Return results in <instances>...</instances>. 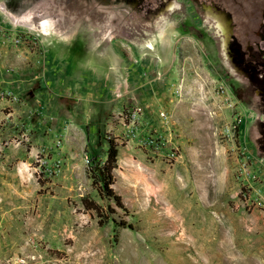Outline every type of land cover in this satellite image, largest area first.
Segmentation results:
<instances>
[{
  "label": "rangeland",
  "instance_id": "1",
  "mask_svg": "<svg viewBox=\"0 0 264 264\" xmlns=\"http://www.w3.org/2000/svg\"><path fill=\"white\" fill-rule=\"evenodd\" d=\"M159 3L0 0V264H264L262 97Z\"/></svg>",
  "mask_w": 264,
  "mask_h": 264
},
{
  "label": "flooded vegetation",
  "instance_id": "2",
  "mask_svg": "<svg viewBox=\"0 0 264 264\" xmlns=\"http://www.w3.org/2000/svg\"><path fill=\"white\" fill-rule=\"evenodd\" d=\"M188 2L204 15L205 36L214 50L218 45V54L228 71L233 72L234 79L245 87H253L255 96L262 97L264 121V0ZM170 3L171 0H160L158 6L163 8ZM209 28L213 32L210 33ZM215 53L217 55L216 50Z\"/></svg>",
  "mask_w": 264,
  "mask_h": 264
},
{
  "label": "trees",
  "instance_id": "3",
  "mask_svg": "<svg viewBox=\"0 0 264 264\" xmlns=\"http://www.w3.org/2000/svg\"><path fill=\"white\" fill-rule=\"evenodd\" d=\"M117 150L116 145L110 143L107 151V157L105 162L100 165L97 163L93 167H90L89 172L92 176L93 184L96 186L100 196H104L111 199L115 206L124 209L121 197L113 191L111 185L113 184L112 171L116 168ZM81 204L86 210H93L97 213L99 220L102 218L107 220L108 218L102 215L101 207L93 200L81 199ZM110 208V207H108ZM112 212V211H109Z\"/></svg>",
  "mask_w": 264,
  "mask_h": 264
},
{
  "label": "bare ground",
  "instance_id": "4",
  "mask_svg": "<svg viewBox=\"0 0 264 264\" xmlns=\"http://www.w3.org/2000/svg\"><path fill=\"white\" fill-rule=\"evenodd\" d=\"M172 7H174V4H170L169 6H168V9H172ZM44 24V23H43ZM27 26L29 27V28H34L33 27V25H31V24H27ZM44 27V26H43ZM160 36H162V34L160 35ZM154 41L152 40V41H147L146 42V45H145V48L146 49H148V50H153V48H154ZM246 164V163H245ZM244 169H245V167H244Z\"/></svg>",
  "mask_w": 264,
  "mask_h": 264
},
{
  "label": "built area",
  "instance_id": "5",
  "mask_svg": "<svg viewBox=\"0 0 264 264\" xmlns=\"http://www.w3.org/2000/svg\"><path fill=\"white\" fill-rule=\"evenodd\" d=\"M219 87V92H220V90H221V86H218ZM222 91V90H221ZM222 94H223V92H222ZM236 122L239 124V120L237 119L236 120ZM240 169H241V167H240ZM242 173V172H241Z\"/></svg>",
  "mask_w": 264,
  "mask_h": 264
}]
</instances>
